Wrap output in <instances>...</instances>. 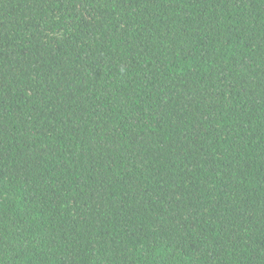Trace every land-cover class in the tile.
Segmentation results:
<instances>
[{
    "label": "trees",
    "instance_id": "obj_1",
    "mask_svg": "<svg viewBox=\"0 0 264 264\" xmlns=\"http://www.w3.org/2000/svg\"><path fill=\"white\" fill-rule=\"evenodd\" d=\"M0 264H264V0H0Z\"/></svg>",
    "mask_w": 264,
    "mask_h": 264
}]
</instances>
